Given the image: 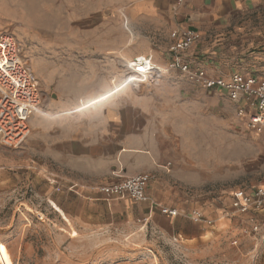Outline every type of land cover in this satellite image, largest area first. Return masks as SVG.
<instances>
[{"label":"crops","instance_id":"1","mask_svg":"<svg viewBox=\"0 0 264 264\" xmlns=\"http://www.w3.org/2000/svg\"><path fill=\"white\" fill-rule=\"evenodd\" d=\"M123 3L129 19L141 22L147 30L136 36L132 32L121 45L114 42L91 47L99 54L94 76L96 80L100 77L102 90L83 98L92 101L86 108H82L84 104L34 115L56 122L47 123L31 136L30 165L44 167L51 195L55 190L60 193L55 199L58 206L81 223L90 225L100 218L110 221L119 217L129 222L139 220L191 245L209 241L236 224L242 225V232L249 231V219L260 220L263 213L236 214L226 201L237 189L249 191L264 185L238 186L226 199L202 203L189 193L201 180L199 170L205 173L198 168L204 162H198L197 148L205 149L206 156L213 158L212 148L207 149V143L201 144L198 138L207 139L206 135L213 134L219 125L228 128L229 112L214 111L217 100L213 89L194 83L173 63L168 48L172 31L193 30L200 35L199 40L183 54L191 69H203L209 77H227L238 69L264 80V0ZM120 54L131 59L142 55L149 62L155 79L162 80L156 93L116 96L107 92L113 82H118L115 66ZM219 92L227 96L225 91ZM233 103L237 109L238 103ZM74 115L80 116L57 122ZM245 130L256 136L263 133L264 137V130ZM7 164L0 157V167ZM137 174L150 176L146 201L135 202L125 196L107 198L99 190ZM162 206L175 208L178 215L162 214ZM192 210L200 211L213 223H195L183 215Z\"/></svg>","mask_w":264,"mask_h":264},{"label":"rangeland","instance_id":"2","mask_svg":"<svg viewBox=\"0 0 264 264\" xmlns=\"http://www.w3.org/2000/svg\"><path fill=\"white\" fill-rule=\"evenodd\" d=\"M123 1L0 0V34L10 33L20 43L41 98L22 148L0 145V157L9 163L0 167V264H264V228L252 234L236 224L209 241L191 245L139 220L100 218L90 225L72 220L55 201L59 191L51 195L44 167L30 165L31 136L56 122L34 115L84 104L86 108L92 101L83 98L102 90L100 77L94 76L99 54L91 47L121 45L132 32L136 36L147 30L129 19ZM131 60L119 55L118 82L107 92L116 96L156 93L161 78L142 81L128 67ZM213 91L214 111L229 112V127L219 125L207 139L198 138L213 153L209 158L205 149L197 148V160L204 162L198 168L205 173L199 170L201 180L189 193L199 203L226 199L238 186L264 185L263 133H247L233 101ZM74 116L57 122L77 120L80 115Z\"/></svg>","mask_w":264,"mask_h":264},{"label":"built area","instance_id":"3","mask_svg":"<svg viewBox=\"0 0 264 264\" xmlns=\"http://www.w3.org/2000/svg\"><path fill=\"white\" fill-rule=\"evenodd\" d=\"M182 2L184 0H177V4ZM199 37L198 32L193 30L172 31L168 51L173 63L203 88L225 91L230 100L238 103L237 115L245 119L246 127L261 133L264 130V80L240 71H234L227 77H209L203 69H191L189 64L183 61V54L199 40ZM127 64L134 76L142 81L151 80L155 69L143 56L134 57ZM40 105L38 82L23 56L20 43L12 34L1 33L0 145L10 149L22 148L30 131L29 119L37 112ZM149 179L148 174H137L126 177L120 182L101 186L99 190L107 198L125 196L135 202L146 201L149 199L146 194ZM229 204L238 214L263 213L260 220L254 217L249 219L251 222L249 231L257 234L264 228V187L256 186L249 191L237 189L231 194ZM160 212L169 216L178 215L175 208L164 206L160 207ZM183 215L195 223L205 225L213 223L198 210Z\"/></svg>","mask_w":264,"mask_h":264},{"label":"bare ground","instance_id":"4","mask_svg":"<svg viewBox=\"0 0 264 264\" xmlns=\"http://www.w3.org/2000/svg\"><path fill=\"white\" fill-rule=\"evenodd\" d=\"M142 69H143V68H142ZM143 70H144V69H143ZM149 73H151V72H149ZM149 76H151V74H150ZM151 78H153V79H154V78H155V76H154V77H152V76H151ZM38 110H39V108H38ZM38 110H37V113H39V111H38ZM43 112H44V111H43ZM59 114H60V113H59Z\"/></svg>","mask_w":264,"mask_h":264},{"label":"snow or ice","instance_id":"5","mask_svg":"<svg viewBox=\"0 0 264 264\" xmlns=\"http://www.w3.org/2000/svg\"><path fill=\"white\" fill-rule=\"evenodd\" d=\"M141 71H143V69H141Z\"/></svg>","mask_w":264,"mask_h":264}]
</instances>
